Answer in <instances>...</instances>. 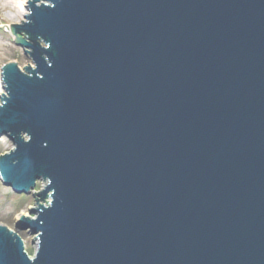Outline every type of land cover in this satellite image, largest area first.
Segmentation results:
<instances>
[{
	"label": "water",
	"instance_id": "1",
	"mask_svg": "<svg viewBox=\"0 0 264 264\" xmlns=\"http://www.w3.org/2000/svg\"><path fill=\"white\" fill-rule=\"evenodd\" d=\"M25 10L0 182L34 203L0 223V264H264V0Z\"/></svg>",
	"mask_w": 264,
	"mask_h": 264
},
{
	"label": "rangeland",
	"instance_id": "2",
	"mask_svg": "<svg viewBox=\"0 0 264 264\" xmlns=\"http://www.w3.org/2000/svg\"><path fill=\"white\" fill-rule=\"evenodd\" d=\"M2 2L4 0H1ZM10 1V0H7ZM0 2V66L8 61H15L21 67L27 65L30 61L24 56L22 49L15 46L12 42L11 36L4 28L6 25L18 23L7 16L8 11L1 7ZM26 3V0H24ZM12 5H9L10 8ZM26 13V12H25ZM12 148L11 142L6 137H0V155L8 152ZM41 188V183L37 182L35 191ZM34 198L32 195L16 194L10 190L9 187L2 185L0 182V223L13 229L14 221L17 219L21 211L27 215V210L33 206ZM33 234L25 232L23 234V243L28 254L32 255L36 248V243L31 244L29 239H33Z\"/></svg>",
	"mask_w": 264,
	"mask_h": 264
},
{
	"label": "bare ground",
	"instance_id": "3",
	"mask_svg": "<svg viewBox=\"0 0 264 264\" xmlns=\"http://www.w3.org/2000/svg\"><path fill=\"white\" fill-rule=\"evenodd\" d=\"M0 2H2L0 0ZM9 5H12L10 8L8 7ZM1 7L4 8V10H7V16L14 20V21H20L23 19V15L25 14V2L24 0H4L1 3ZM3 93L2 89V82H0V95ZM3 137V136H1ZM21 214L25 215L24 211H21ZM35 236V234H33Z\"/></svg>",
	"mask_w": 264,
	"mask_h": 264
}]
</instances>
